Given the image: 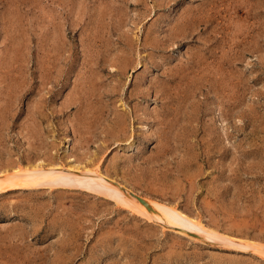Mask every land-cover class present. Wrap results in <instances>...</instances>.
Returning a JSON list of instances; mask_svg holds the SVG:
<instances>
[{
	"label": "rangeland",
	"instance_id": "1",
	"mask_svg": "<svg viewBox=\"0 0 264 264\" xmlns=\"http://www.w3.org/2000/svg\"><path fill=\"white\" fill-rule=\"evenodd\" d=\"M70 169L0 264H264V0H0V182Z\"/></svg>",
	"mask_w": 264,
	"mask_h": 264
},
{
	"label": "bare ground",
	"instance_id": "2",
	"mask_svg": "<svg viewBox=\"0 0 264 264\" xmlns=\"http://www.w3.org/2000/svg\"><path fill=\"white\" fill-rule=\"evenodd\" d=\"M72 168V167H71ZM71 170V169H70ZM77 170V169H76ZM79 171V170H78ZM81 172H85L86 173V179L84 177H82L81 179H85V181L87 180V182L89 181V183L91 182L93 185L97 186L98 188H106L108 190H113L112 187L110 186V184L106 183V182H103L102 179H99L98 178V175L96 176H93V172L91 173V171H80V172H77V173H81ZM74 173V174H72ZM95 173V172H94ZM84 175V174H83ZM81 175L79 174H76V172H74L73 170H71V173L68 172H58V173H54V172H50V171H27V172H22V171H16V173L10 177H5L4 180H2V182H0V191H7V190H14L15 189H18L20 187H28V186H33V185H45V184H48V183H52L53 181H67V180H73V178H80ZM80 179V180H81ZM114 187V186H113ZM117 189V188H116ZM117 190H120V189H117ZM116 191V190H115ZM113 192V191H112ZM116 193V192H115ZM120 193H121V190H120ZM131 196V198L133 200H135L136 202L138 203H141L143 205H145V202L143 200H141L138 196H136L135 194L133 193H130L129 194ZM121 199H123V202H125V204L130 208L132 209L131 211L133 212H136L137 214L139 213H142L143 215L147 217H149L150 219L152 218H155L159 220V217H157L156 215V211L153 210V207L149 206L148 208L146 207H143V206H138L136 205L135 207L137 208L136 211H134V207L130 204V202L128 201L127 197H125L123 195V192L122 194L120 195ZM147 205V206H148ZM146 206V205H145ZM152 207V208H151ZM158 213V212H157ZM181 218V217H180ZM180 222L179 221V225H180ZM186 222V221H184ZM182 224V222H181ZM183 226V224H182ZM198 226V225H197ZM185 228V226H184ZM193 230L194 229V225H193ZM197 229V227H196ZM202 229V228H200ZM181 230V229H180ZM206 230V229H204ZM207 237L209 239H217V240H222V242H228V239L227 238H224L222 236H220L219 234L217 235L216 233H213L211 231H209L207 233ZM216 240V241H217ZM231 240V239H230ZM229 243H232L234 244L233 242L229 241ZM239 243V242H238ZM243 243V242H242ZM246 243V242H245ZM237 245V244H236ZM255 246V244H252ZM260 245V244H259ZM253 246V247H254ZM262 246V245H261ZM259 246V247H261ZM230 247V246H229ZM236 247V246H235ZM243 247V246H241ZM252 247V246H251ZM257 248V246H255ZM258 247V249H259ZM240 248V247H238ZM255 248V249H256ZM253 250V249H252ZM260 250V249H259ZM257 252V251H256ZM262 253V255H264V247L262 246L261 247V250L259 251Z\"/></svg>",
	"mask_w": 264,
	"mask_h": 264
}]
</instances>
